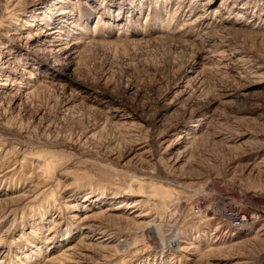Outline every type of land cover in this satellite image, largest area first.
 <instances>
[{
	"label": "rangeland",
	"instance_id": "rangeland-1",
	"mask_svg": "<svg viewBox=\"0 0 264 264\" xmlns=\"http://www.w3.org/2000/svg\"><path fill=\"white\" fill-rule=\"evenodd\" d=\"M0 264H264V0H0Z\"/></svg>",
	"mask_w": 264,
	"mask_h": 264
},
{
	"label": "built area",
	"instance_id": "built-area-1",
	"mask_svg": "<svg viewBox=\"0 0 264 264\" xmlns=\"http://www.w3.org/2000/svg\"><path fill=\"white\" fill-rule=\"evenodd\" d=\"M242 197V196H241ZM244 201V200H243ZM242 201V202H243ZM233 207H227V203H224L220 206V209L224 213L223 216L228 220V221H233V222H238L241 225L248 221L250 218H260L263 212L260 210H252L248 211L246 208L244 210V203H232Z\"/></svg>",
	"mask_w": 264,
	"mask_h": 264
},
{
	"label": "bare ground",
	"instance_id": "bare-ground-1",
	"mask_svg": "<svg viewBox=\"0 0 264 264\" xmlns=\"http://www.w3.org/2000/svg\"><path fill=\"white\" fill-rule=\"evenodd\" d=\"M150 227L154 228V230L156 231V234L158 236V238L160 239V241L164 244V241H165V236L164 234L162 233V231L160 230V227L158 224H155L154 220L152 222L149 223ZM167 238L169 239V241L175 243V240L177 239L176 237V234L173 233V234H168ZM122 242L126 241V239H123L121 240ZM125 247V246H123ZM123 247H120V248H123ZM181 250V249H180Z\"/></svg>",
	"mask_w": 264,
	"mask_h": 264
}]
</instances>
